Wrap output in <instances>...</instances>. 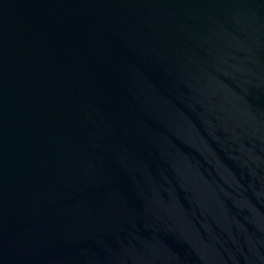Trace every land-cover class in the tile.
I'll return each mask as SVG.
<instances>
[{"label":"water","instance_id":"95a60500","mask_svg":"<svg viewBox=\"0 0 264 264\" xmlns=\"http://www.w3.org/2000/svg\"><path fill=\"white\" fill-rule=\"evenodd\" d=\"M0 264H264V0H0Z\"/></svg>","mask_w":264,"mask_h":264}]
</instances>
